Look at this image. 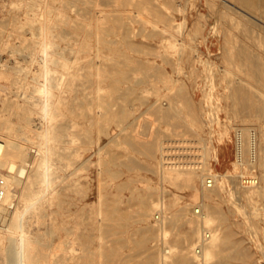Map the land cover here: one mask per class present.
<instances>
[{
    "label": "rangeland",
    "instance_id": "obj_1",
    "mask_svg": "<svg viewBox=\"0 0 264 264\" xmlns=\"http://www.w3.org/2000/svg\"><path fill=\"white\" fill-rule=\"evenodd\" d=\"M33 1L0 0V115L10 118L17 106L33 130L42 129L48 120L39 86L47 82L54 87L52 122L66 131L53 159L56 198L30 219L31 264H146L150 253L154 264H178V252L164 257L167 243L159 227L175 230L172 220L180 214L197 222L201 216L193 207L200 201L214 204L216 224L228 235L214 264H264V193L244 192L253 187L238 180L232 142L235 126L258 133L264 126V84L241 53L248 42L264 62V23L247 39L244 0ZM43 43L50 63L43 61ZM248 91L261 104L253 116L245 108ZM179 154L189 164L203 155L204 170H196L193 185L163 172L162 162ZM210 172L231 174V180L207 187L203 179ZM241 189L242 197L232 200L229 193ZM143 199L149 206L141 219ZM143 232L149 238L140 247ZM237 248L246 255H237Z\"/></svg>",
    "mask_w": 264,
    "mask_h": 264
},
{
    "label": "bare ground",
    "instance_id": "obj_2",
    "mask_svg": "<svg viewBox=\"0 0 264 264\" xmlns=\"http://www.w3.org/2000/svg\"><path fill=\"white\" fill-rule=\"evenodd\" d=\"M225 1L233 3L232 5H234V4H236L235 2L237 0H225ZM225 1H224V3L226 4ZM35 2H36V0H35ZM35 2L33 4H35ZM242 4H243L242 7H245V8H242V9L246 11V14L247 13L249 14V15H245L244 14L245 16H247L246 20H247L248 17H250V18H248V24H247V22L245 24L247 27H246V29L244 31L246 35H249V38H247L248 36L245 35L246 38L250 39L251 37H253L251 34H252L253 31H255L257 26L262 27L260 25L264 23V9H263L264 8V0H253V1L252 0H244ZM228 5L229 4H227V6ZM232 5L230 4V6H228V7L234 8ZM48 10H49L48 13H50L51 12L50 9H48ZM38 18H41V17H38ZM254 20H256V21H254ZM33 21H35V19ZM31 25L32 24H30V26ZM40 28L41 27L39 26L38 29H40ZM256 30L259 31V29H256ZM263 31H264V28H263ZM10 34H11V32H10ZM51 34H53V33H51ZM253 34H254V32H253ZM259 35L256 34L257 37H260ZM263 35H264V33L261 36H263ZM262 38H261V41H262ZM253 39L254 38L251 39V42H252ZM259 40H258V43H259ZM175 41L177 43V40H175ZM254 43H255V41H254ZM246 44L248 46H246L245 48L243 46L242 50L240 49L242 51L241 53L244 56H246V57H243V58L244 59L247 58V61L249 62L248 64H251V67H250L252 69L251 72H254V74H257L259 79L263 82L262 84H264V62L260 61V60L263 59V58L260 59V55H259L260 51H258L259 49H257V51L259 52L258 53L256 51V49H255V51H256L255 52L253 50L254 48L253 49L251 48L254 45L251 46V44H248V42ZM256 45H257V42H256ZM252 50L255 53H258V55L255 56L256 54L254 52H253L254 53L253 54ZM42 51H43V57L44 58L42 57V55H40V56L43 58V61L45 63V61L46 62L49 61L48 57H49L50 53L48 51V43H43V50ZM30 52H32V51L30 50ZM38 52H39V50H38ZM243 52H245V53H243ZM242 54H241V56H242ZM261 55H263V54H261ZM255 57L256 58L259 57L260 60L258 61V58H257V61H256ZM51 61H55L56 62L55 59H53ZM49 63H50V61H49ZM246 63H244V64L247 66L248 64H246ZM42 64H43V62H42ZM43 65H45V64H43ZM65 65H66V63H65ZM249 66L250 65H248L247 68H249ZM44 67H46V66H44ZM50 70H54V69H50ZM50 70H48V71H50ZM27 73H29V72H27ZM62 75H63V73H62ZM249 75H250V73H249ZM251 76L254 77V75L252 73H251ZM49 77L50 76H48V77L46 76V77H44V79H46L47 81H50L51 78H49ZM53 78L55 79V77H53ZM61 79H62V77H61ZM57 80H59V77H58ZM247 81H249V80H247ZM250 82H248V83H250ZM59 83H61V82H59ZM252 83H251V85H252ZM56 84H57V81H56L55 85ZM65 85H66V83H65ZM51 88H54V87H51V84L49 85L47 82H43V84H41L39 86V91L42 93V95H41L42 99H41V103L40 104H42V103L44 104V106H41V107H43V110H44V112H43L44 116L43 117H45L48 120V124L46 126H44L42 129L33 130L31 128L32 125L30 123H28L27 116H24L25 119L21 118L22 112L19 109L16 110V107H17L16 105L19 102V100L15 104L16 107L14 106L15 107V113L13 112L14 114H12L10 112L12 114V116L10 118L9 117L7 118V116L5 118H3L0 115V169H5L4 174H5L6 179H7V194H6V197H5L4 201L2 203H0V246H1V248H0L1 249L0 250V260H2L4 262V264H31L32 263L31 262L32 261V259H31L32 256L29 253V251H30V244L29 243L33 239L34 235L32 234V231L30 230V227H29L30 226V219L33 218V216H36V217L42 216L45 213L46 205L51 203L53 201V199L56 198V197H54L55 195L52 192L53 191L52 183H53V175H54L53 159H54V155H55V153L57 151L56 142H57V140L64 138L63 136L65 135V131L66 130L65 131H63V130L66 127L64 128V126L61 123H60V125H62L63 127L62 126L59 127L58 125H55L56 123L54 124L52 122L53 118H54V109L55 108H54V99H51V95H52ZM238 88L241 89L242 87L239 86ZM241 90H239V91H241ZM249 91L247 93L248 96H246V92H245V95L243 94L244 96H246V100L244 98L245 106H246L245 108L248 111L247 114H251L252 111H253V113L251 115V116H253L254 111H256V112H258L259 110L261 111V104H259L260 103L259 101H254L253 100L254 97L252 98L251 94H249L250 93ZM63 93H64V90H63ZM255 95H253V96H255ZM28 97H29V95H28ZM31 97H34V96L32 95ZM59 99H61V98H59ZM34 103H36V102H34ZM27 104H29V103L27 102ZM23 107H26V105L23 106ZM59 113H60V111H59ZM13 115H14V117H13ZM247 118L249 119V116ZM247 118H246V120H247ZM243 120L245 121V119H243ZM15 124L16 125L18 124L21 127V130L24 133L23 135H26L25 138H26L27 142H25L24 140H21L19 138L20 136L18 137V135L16 134V129L17 128H16ZM243 127H242V129H244L245 131L249 129L246 126L244 128ZM19 128L17 130L20 131ZM248 131H246V132L248 133ZM29 143H30V145L31 144L35 145V146H33V147H36V149L34 150L35 153H34V151H33V153L30 152L31 150H29L30 149L29 148ZM258 143H259V157H258V161H257L256 165H257L258 168H261V170H262L261 174L258 173V177L262 179V183L259 180V182L256 185L249 186V187H253V188L252 189L251 188L250 189H246V191H244V192H246L247 196H251V194L253 192H256V191H260V192L262 191L264 193V191H263L264 190V160H263L264 158L261 159L262 155L260 154V152L263 151V157H264V126H263L262 130H260V133H258ZM165 145H166V143H165ZM30 147H32V146H30ZM164 148L165 147L162 146L163 150H164ZM202 157H203V155H202ZM202 157L200 158V160L190 161L191 164H189L188 163L189 161L187 162V161H184V159H181L182 158L181 154H179V159H176V160H173L172 159L173 157L166 160L165 156H164L165 161L162 162L163 165H164L163 172L165 173V171L167 170L168 173H166V174L168 176H170L171 178L176 179V180L177 179L181 180L182 177H187V179L189 181L188 184L190 185L192 183V185H193V183H195L193 179H194V174H195L196 170L201 168V167H204V164L200 165V163L202 161L201 160ZM175 158H177V157H175ZM215 158H216V156H215ZM59 159H60V157H59ZM201 169H203V168H201ZM207 169L208 168L205 167L206 171H207ZM203 170H201V172H202L201 174H203ZM210 173L214 174L215 178H216L214 186L219 185L220 187H222V186L225 187L226 186L225 184H226V181H227L225 179L229 178L231 180V174H228V173H221L220 174V173H212V172H210ZM199 175H200V173H199ZM55 176H54V178H56ZM57 176H58V174H57ZM170 177H168V178H170ZM204 180H205V176H204L203 181ZM182 181L183 180H181V182ZM188 181L186 180V182H188ZM197 187H198V185H197ZM196 190L198 191V188H196ZM229 194H230L232 200H235L237 198V196H241L243 194V189H241V191H238L237 195H234L233 193H229ZM198 195L199 194H197V197H196L197 199L200 196V195L199 196ZM206 197L210 198V196H206ZM247 199H248V197H247ZM159 204H160L159 200L158 201H156V200L154 201V205H159ZM238 205H236V206H238ZM148 206H149L148 201L146 199H143L141 201V208H142L141 213H140L141 219H144L145 215H147L146 213H147ZM200 206H202L203 211H202L201 217L198 216V217H200V219L197 220V222L194 221V220H190V219L183 220L184 216H182V214H180L179 216H176L172 220V223L174 222L175 224L174 223L173 224L176 225V229L175 230H173L168 224H163V225H161L159 227L160 233L166 239V243H167V246L165 247V250H164V257L166 259H167V257H172V253L178 252V257H177L178 264H192V260L193 259H195V261H197V264H214V262L216 260V256L220 252L223 251L224 246H225V244L227 242V239H228V235L223 232L221 227L218 226L219 224L218 225L216 224L217 218H216L215 214H216L217 210H216L214 204L211 201H200ZM238 209H239V207H238ZM263 211H264V209H263ZM239 212H242L243 215L246 214L247 222L248 223H252V221L250 219L251 217H247L249 215L248 211L246 212V210L240 208ZM262 212H260V213H262ZM168 215H170V214H168ZM164 223H165V221H164ZM222 225L223 224H221V226ZM252 228H253V224H252ZM204 229H207L208 231H210V237L206 241V243H205V245L203 247V253H202L201 261H198L197 256L194 253V249H195V246L197 244V241H198L199 237L204 232ZM254 230H256V228L255 229L253 228L252 232H255ZM51 232H53V231H51ZM197 237H198V239H196ZM148 238H149V234L143 232L137 243L141 247V245H144V243L147 241ZM58 243H59V241H58ZM61 246H62V244H61ZM72 247H74V246H72ZM60 248H62V247H60ZM51 250H53V249H51ZM74 251H75V249H74ZM235 252L239 256L246 255V252H245V250L243 248H237L235 250ZM42 253H45V252H42ZM45 256H46V254H45ZM70 256H68V257L70 258ZM58 257H60V256H58ZM66 257L67 256L63 257L62 261L65 262ZM191 257L193 259H191ZM155 258H156L155 254L154 253H150V255H148V258L146 260V264H154L155 260H156ZM71 259L74 260V258H71ZM56 261H57V259H56ZM217 264H233V263L230 262L229 259H225V260L217 262Z\"/></svg>",
    "mask_w": 264,
    "mask_h": 264
},
{
    "label": "built area",
    "instance_id": "obj_3",
    "mask_svg": "<svg viewBox=\"0 0 264 264\" xmlns=\"http://www.w3.org/2000/svg\"><path fill=\"white\" fill-rule=\"evenodd\" d=\"M232 142L234 146V162L240 167L238 172L239 182L246 187L254 186L259 182L257 161L259 157L258 132L256 129H251L248 133L240 126H235L232 130ZM215 175L208 174L205 179L207 187L215 185ZM7 194V179L4 170L0 169V203H2ZM194 214L201 216L202 209L200 206L193 207ZM156 218L161 219L160 213H157ZM210 237V231L204 229V232L199 237L194 249L198 261H201L203 247Z\"/></svg>",
    "mask_w": 264,
    "mask_h": 264
}]
</instances>
